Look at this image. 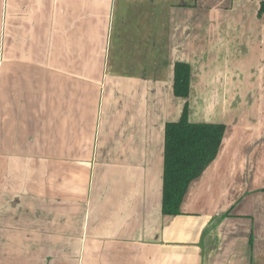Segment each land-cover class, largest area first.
Masks as SVG:
<instances>
[{
	"label": "crops",
	"instance_id": "1",
	"mask_svg": "<svg viewBox=\"0 0 264 264\" xmlns=\"http://www.w3.org/2000/svg\"><path fill=\"white\" fill-rule=\"evenodd\" d=\"M261 2L0 0V264H264ZM185 103L225 133L164 215Z\"/></svg>",
	"mask_w": 264,
	"mask_h": 264
},
{
	"label": "trees",
	"instance_id": "2",
	"mask_svg": "<svg viewBox=\"0 0 264 264\" xmlns=\"http://www.w3.org/2000/svg\"><path fill=\"white\" fill-rule=\"evenodd\" d=\"M264 12L261 2L259 14ZM190 69L177 62L173 72V94L187 97ZM225 126L222 123L191 122L185 103L180 117L164 126L161 213L177 215L192 182L197 180L219 152Z\"/></svg>",
	"mask_w": 264,
	"mask_h": 264
}]
</instances>
